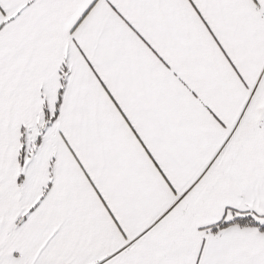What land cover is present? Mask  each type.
Listing matches in <instances>:
<instances>
[{"label":"snow or ice","instance_id":"snow-or-ice-1","mask_svg":"<svg viewBox=\"0 0 264 264\" xmlns=\"http://www.w3.org/2000/svg\"><path fill=\"white\" fill-rule=\"evenodd\" d=\"M0 264H264V0H0Z\"/></svg>","mask_w":264,"mask_h":264}]
</instances>
